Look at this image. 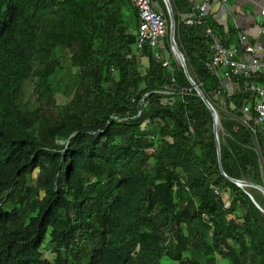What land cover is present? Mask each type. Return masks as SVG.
Returning a JSON list of instances; mask_svg holds the SVG:
<instances>
[{
    "label": "trees",
    "instance_id": "trees-1",
    "mask_svg": "<svg viewBox=\"0 0 264 264\" xmlns=\"http://www.w3.org/2000/svg\"><path fill=\"white\" fill-rule=\"evenodd\" d=\"M157 1L169 66L138 47L133 0H0V264H264V213L247 192L263 209L264 195L223 175L213 116ZM170 1L189 73L219 114L224 172L264 186L256 93L206 67V29L230 46L224 25L200 19L196 0ZM64 62L76 71L61 103Z\"/></svg>",
    "mask_w": 264,
    "mask_h": 264
},
{
    "label": "built area",
    "instance_id": "built-area-1",
    "mask_svg": "<svg viewBox=\"0 0 264 264\" xmlns=\"http://www.w3.org/2000/svg\"><path fill=\"white\" fill-rule=\"evenodd\" d=\"M139 14L140 25L137 30V45L139 48L149 46L153 49L154 55L158 59L164 60V65L169 66L170 60L167 55L164 38L168 33V22L164 17L162 8L157 0H133ZM227 0H221L226 3ZM212 0H200L196 3L198 17L205 18L209 15ZM260 13L264 21V6ZM259 40L250 41L244 33L240 34L239 46L224 45L211 27L206 29V36L210 39L211 57L206 62L209 71L215 73L222 79V86L231 84L233 92L240 89L234 78L242 77L246 79L244 89L256 93L255 111L257 113L256 122L264 127V27L259 28ZM241 52L250 55V60H245ZM253 76L255 77L254 80ZM223 87H218L214 91L216 97L222 96ZM248 112L249 107H244ZM245 123H247L245 121ZM264 163V161H263ZM218 193L219 191L216 190ZM230 200L227 199L225 206L229 207Z\"/></svg>",
    "mask_w": 264,
    "mask_h": 264
},
{
    "label": "crops",
    "instance_id": "crops-1",
    "mask_svg": "<svg viewBox=\"0 0 264 264\" xmlns=\"http://www.w3.org/2000/svg\"><path fill=\"white\" fill-rule=\"evenodd\" d=\"M198 3L200 0H196ZM264 0H212L209 16L224 25L225 39L230 41V46L240 45V34L247 35L250 41L259 40V28L264 27L263 17L260 13ZM245 60H250V55L241 52ZM227 89L232 90V85L227 84Z\"/></svg>",
    "mask_w": 264,
    "mask_h": 264
},
{
    "label": "water",
    "instance_id": "water-1",
    "mask_svg": "<svg viewBox=\"0 0 264 264\" xmlns=\"http://www.w3.org/2000/svg\"><path fill=\"white\" fill-rule=\"evenodd\" d=\"M163 1L165 3L166 9H167V13H168V16H169V21H170L169 37H170L171 51L177 57V59L179 61V64L184 68V71H185L190 83L192 84V86L196 90L197 94L203 99V101L205 102V104L207 105L208 109L210 110V112H211V114L213 116L214 135H215V140H216L217 148H218L220 169H221L223 175L226 178H228L229 180H231L234 183H236L240 187H254V188L258 189L259 191H261V193L264 195V186H262L260 184H255V183L247 181V180H241V179H235V178L229 177L224 172V170L222 168V164H221V150H220L221 148H220V137H219V128H218V119L220 121V118H219L218 111L215 108V106L211 103V101L208 99V97L205 95V93H204L203 89H201L200 85L190 75L188 67H187L185 56H184L183 52L181 51V49H180V47H179V45L177 43V40H176V21H175V16H174V12H173V7H172V4H171V1L170 0H163ZM247 194L249 195L251 200L254 202V204L264 213V209L255 200L253 195L251 193H249V192H247Z\"/></svg>",
    "mask_w": 264,
    "mask_h": 264
},
{
    "label": "rangeland",
    "instance_id": "rangeland-1",
    "mask_svg": "<svg viewBox=\"0 0 264 264\" xmlns=\"http://www.w3.org/2000/svg\"><path fill=\"white\" fill-rule=\"evenodd\" d=\"M167 55H168L169 60H172L171 53H169V51ZM172 57L179 63L177 57L173 54V52H172ZM145 62H146V59H145ZM75 71H76L75 69L70 68L68 62H64L63 66L58 71L59 78L58 79L54 78V85L57 90V98H58V101L61 103L66 102L71 96L72 84L74 80ZM31 92H32V84L28 83L27 89L25 91V94H26L25 101H28V103H30L31 101ZM222 109L224 108L222 107ZM218 128L219 129L221 128L220 121L218 122ZM164 261L166 264H171L167 260H164Z\"/></svg>",
    "mask_w": 264,
    "mask_h": 264
},
{
    "label": "bare ground",
    "instance_id": "bare-ground-1",
    "mask_svg": "<svg viewBox=\"0 0 264 264\" xmlns=\"http://www.w3.org/2000/svg\"><path fill=\"white\" fill-rule=\"evenodd\" d=\"M218 122H219V119H218Z\"/></svg>",
    "mask_w": 264,
    "mask_h": 264
}]
</instances>
